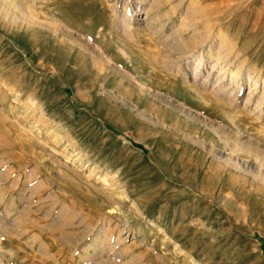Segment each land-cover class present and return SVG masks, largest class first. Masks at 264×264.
I'll return each mask as SVG.
<instances>
[{
  "label": "rangeland",
  "instance_id": "rangeland-1",
  "mask_svg": "<svg viewBox=\"0 0 264 264\" xmlns=\"http://www.w3.org/2000/svg\"><path fill=\"white\" fill-rule=\"evenodd\" d=\"M263 174L264 0H0V264H264Z\"/></svg>",
  "mask_w": 264,
  "mask_h": 264
},
{
  "label": "bare ground",
  "instance_id": "bare-ground-1",
  "mask_svg": "<svg viewBox=\"0 0 264 264\" xmlns=\"http://www.w3.org/2000/svg\"><path fill=\"white\" fill-rule=\"evenodd\" d=\"M33 16H34V15H33ZM34 17H35V16H34ZM34 17H33V18H34ZM29 19H31V18H29ZM26 20H27V19H26ZM27 21H28V20H27ZM28 22H29V21H28ZM32 22H34V19H33ZM35 22H36V21H35ZM38 22H39V21H38ZM30 23H31V22H30ZM33 24H34V23H33ZM35 24H36V23H35ZM39 24H40V23H39ZM29 25H30V24H29ZM39 26H41V25H39ZM208 26H209V25H208ZM52 27H53V26H52ZM52 27H51V28H52ZM33 28H34V27H33ZM46 28H47V27H46ZM58 28H59V27H57V29H58ZM60 28H61V27H60ZM57 29H56V30H57ZM56 30H55V31H56ZM59 31H60V29H59ZM57 32H58V31H56V33H57ZM58 33H59V32H58ZM209 34H210V33H209ZM73 42H74V41H73ZM77 42L79 43V41H77ZM78 43H77V44H78ZM79 44H80V43H79ZM79 44H78V45H79ZM82 46H84V45H82ZM84 48H85V47H84ZM88 51H89V50H88ZM92 53H93V52H92ZM229 55H231V54H229ZM93 56H94V53H93ZM95 56H96V54H95ZM97 57H98V55H97ZM222 57H223V56H222ZM228 57H229V56H228ZM100 58H101V57H100ZM106 63H107V62H106ZM203 63H204V61H203V53H202V54L200 55V57H199V64L196 66V71L200 70V68H201V64H203ZM219 63H220V62H219ZM219 63H218V64H219ZM215 67H216V66H215ZM221 72H222V71H221ZM121 75H122V74H121ZM219 75H221V73H220ZM221 76H222V75H221ZM226 76H227V75H226ZM226 76H225V77H226ZM122 77H123V75H122ZM193 77L195 78V77H196V74H194ZM222 77H223V76H222ZM234 77H236V75H234ZM208 78H210V75L206 78V80H207ZM127 79H128V78H127ZM217 79H219V78H217ZM235 79H236V78H235ZM259 79H260V78H259ZM122 80H123V79H122ZM123 82H127V81H123ZM237 82H238V79H237ZM257 82H258V81H257ZM228 89H229V88H228ZM239 90H240V88L237 90V92H238ZM223 91H224V90H223ZM223 91H217L218 94H217V93H216V94H217L218 96L221 94L223 97H225L226 94H225V92L222 93ZM113 94H114V93H113ZM199 94H201V93H199ZM216 94H214V95L216 96ZM116 97H118V96H116ZM119 98H120V96H119ZM216 98H218V97L216 96ZM249 98H251V97H249ZM119 100H120L121 102L124 101V103H125V102H128V98H126V97H121V99H119ZM217 100H220V99L218 98ZM214 101H215V100H214ZM124 103H123V104H124ZM132 104H134V103H132ZM132 104H131V105H132ZM218 104H219V102H218ZM220 104H222V102H220ZM127 106H128V105H127ZM131 107H132V106H131ZM131 107H130V108H131ZM135 107H136V106H135ZM245 107H246V106H245ZM256 107H257V106H256ZM35 108H36V107H35ZM133 109H134V108H133ZM189 113H190V112H189ZM139 115L145 117V116H146V113H145L144 111H142V112L139 113ZM188 115H189V114H188ZM198 117H199V116H197V118H198ZM147 118H148V117H147ZM157 118H158V117H157ZM194 118H195V117H194ZM148 119H149V118H148ZM199 119H200V118H199ZM146 120H147V119H146ZM154 120H155V118H154ZM157 120L159 121V118H158ZM196 120H197V119H196ZM203 121H204V120H203ZM154 122H156V121H154ZM196 122H197V121H196ZM198 122H199V120H198ZM200 122H201V121H200ZM149 123H150V122H149ZM157 123H159V122H157ZM206 123H207V122H206ZM153 124H154V123H153ZM204 124H205V123H204ZM163 125H164V124H163ZM208 125H209V124H208ZM210 126H211V125H210ZM212 126H213V125H212ZM212 129H213V128H212ZM216 130H217V129H216ZM218 132H219V131H218ZM221 137H222V136H221ZM222 139H223V138H222ZM239 139H240V138H239ZM193 140H194V139H193ZM226 140H227V138H226ZM240 142H241V141H239L238 145H241L242 142H241V143H240ZM246 142H248V141H246ZM245 144L248 145L247 143H245ZM234 145H235V143H234ZM238 145H237V146H238ZM237 146L235 145V147H236L237 149H239V148H238L239 146H238V147H237ZM213 147H214V146H213ZM232 147L235 149L234 146H232ZM245 147H246V146H244V148H245ZM209 148H210V147H209ZM244 148H243V149H244ZM205 149H206V147H205ZM206 150H207V149H206ZM208 150H209V149H208ZM241 150H242V149H241ZM234 151H236V150H234ZM238 151H239V150H238ZM215 153H216V152H215ZM215 153H214V154H215ZM235 153H236V152H235ZM224 154H225V153H224ZM217 155H218V154H217ZM233 155H234V154H233ZM233 155H232V156H233ZM213 156H214V155H213ZM224 157H225V155H224ZM226 157H228V156H226ZM234 157H235V156H234ZM215 158H217V157H215ZM217 159H218V158H217ZM219 160H220V159H219ZM223 160H224V159H223ZM225 160H229V163H232L234 166H237V167H239L240 164H242V163H239L238 161L234 162V159H232V157H231V158H228V159H225ZM220 161H222V159H221ZM227 162H228V161H227ZM227 162H224V163H227ZM241 162H242V161H241ZM229 163H228V164H229ZM245 163H246V162H245ZM248 163H249V161H248ZM250 163H251V162H250ZM246 164H247V163H246ZM256 164H257V163H256ZM259 166H260V165H259ZM259 166H258V167H259ZM243 167L246 168L245 166H243ZM243 167H242V168H243ZM235 168H236V167H235ZM240 168H241V167H240ZM248 168H251V167H248ZM259 168H261V166H260ZM259 168H258V169H259ZM261 170H262V169H261ZM261 170H259V171H261ZM259 173H260V172H259ZM32 175H33V174H32ZM263 175H264V174H263ZM97 238H98V237H96V239H97ZM101 240H102V239H101ZM96 247H98V246H96ZM102 247H103V246H102ZM106 250H107V249H106ZM93 258H94V257H93ZM102 258H103V257H102ZM106 258H107V257H106ZM135 258H136V257H135ZM113 259H114V258H113ZM97 260L100 261L99 264H112V263H113V262L111 263L110 259H107V260H106V259H104V260L100 259V260H99V258H98ZM108 260H109V261H108ZM111 260H112V259H111ZM132 260H133V259H132ZM141 261H143V260H141ZM116 264H118V263H116Z\"/></svg>",
  "mask_w": 264,
  "mask_h": 264
}]
</instances>
